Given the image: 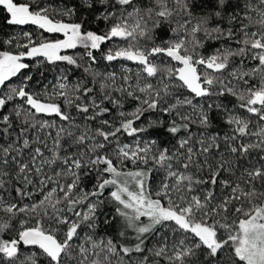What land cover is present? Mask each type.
<instances>
[{"label": "snow or ice", "instance_id": "6c2138e0", "mask_svg": "<svg viewBox=\"0 0 264 264\" xmlns=\"http://www.w3.org/2000/svg\"><path fill=\"white\" fill-rule=\"evenodd\" d=\"M0 264H264V0H0Z\"/></svg>", "mask_w": 264, "mask_h": 264}, {"label": "trees", "instance_id": "16d2710c", "mask_svg": "<svg viewBox=\"0 0 264 264\" xmlns=\"http://www.w3.org/2000/svg\"><path fill=\"white\" fill-rule=\"evenodd\" d=\"M25 30H32V31H38V30H36V29H34V28H32L31 26H29V27H27V28H25ZM17 31H19V29H17ZM208 49H205V51H207ZM117 70H118V67H119V62H117Z\"/></svg>", "mask_w": 264, "mask_h": 264}]
</instances>
